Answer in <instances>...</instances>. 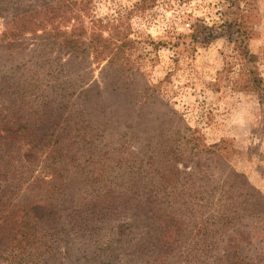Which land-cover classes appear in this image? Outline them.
Segmentation results:
<instances>
[{
	"label": "rangeland",
	"instance_id": "1",
	"mask_svg": "<svg viewBox=\"0 0 264 264\" xmlns=\"http://www.w3.org/2000/svg\"><path fill=\"white\" fill-rule=\"evenodd\" d=\"M139 2L92 0L91 3L93 14L105 21L118 14L127 16L130 36L138 41L132 58L139 64L140 73L123 76L115 87L105 89L109 77L100 74L105 62L98 65L92 57L71 60L67 55L58 60L57 54H52L53 59L57 58L53 65L64 66L62 78L75 81L72 77L77 76L71 71L81 72L71 89L75 95L67 98L73 111L85 110L83 91L94 86L93 89L102 91L101 107L95 115L100 119L111 118L101 125L97 136L101 150L89 155L90 159L101 160L100 164L94 169L88 159L81 158L82 169L68 175L71 180L67 198L75 196V201H83L86 196L90 198L93 188L103 192L126 190L133 184L143 186L148 176L166 169V154L179 144L176 132L184 134L189 126L207 144L220 145L227 167L214 160H203L196 168V185L212 191L211 205L201 207L208 202L203 197L183 198L177 212L186 231L182 235L169 234L172 237L167 241L172 242L175 237L178 245L169 244L162 264H216L205 254L225 252L223 246L237 244L242 235L238 250L245 260L264 257V103L247 81L242 60L226 31L228 27H219L225 18L235 16L236 6L230 0H152L141 8L135 6ZM239 2L248 10L249 26L255 29L249 46L257 55L256 70L264 79V0ZM7 13H0V32L5 28ZM3 104L10 106L0 99V106ZM23 143L1 141L0 145L2 153L7 152L5 163L21 170L25 188L36 176L50 173L38 160L25 161L22 155L31 146ZM75 148L83 154L78 144ZM177 166L185 169L182 163ZM194 168L195 164L190 162L186 170ZM100 171L102 178L87 179ZM132 178L141 181L133 182ZM151 206L154 218L151 221L143 213H136L138 206L134 203L127 204L129 211L118 207L122 210L118 221L135 225L122 241L101 222H97L95 233L91 230L93 223L79 229L73 223L70 209H62L53 237L55 249L46 254H27L21 262L16 259V264H142L137 258L140 248L153 243L152 249H157L161 234L177 228L175 220L170 221L160 210V202L153 201ZM205 244L220 247L205 253L202 250ZM111 245L113 251L109 247L107 253L99 254V247Z\"/></svg>",
	"mask_w": 264,
	"mask_h": 264
},
{
	"label": "trees",
	"instance_id": "2",
	"mask_svg": "<svg viewBox=\"0 0 264 264\" xmlns=\"http://www.w3.org/2000/svg\"><path fill=\"white\" fill-rule=\"evenodd\" d=\"M149 1L152 0H140L135 6L145 8ZM91 2L0 0V5H3L0 6V13L8 12L5 28L0 32V99L10 105L0 106V144L1 141L6 144L25 142L24 145L31 146L22 155L25 161L38 160L50 173L36 176L23 188L21 170L9 162L5 163L7 152L2 153L0 145V264H16V259L21 262L27 254L53 251V237L62 209H70L73 223L79 229H86L93 223L91 230L95 233L97 222H101L117 234L118 241H122L135 225L130 221H118L122 211L118 207L129 211L127 204L134 203L138 206L136 213H143L151 221L154 219L151 214L153 201L162 204L160 210L170 221L175 220L177 228L161 234L157 249H152L153 243L142 246L137 258L142 264H162L165 249L169 244H177L175 237L172 242L167 241L172 237L169 234L182 235L186 231L185 222L177 212L179 203L189 195L207 199L208 202L201 205L203 208H207L212 201V191L196 185V168L202 165L203 160H214L227 167L226 156L219 150L220 145L207 144L186 126L184 134L176 132L179 144L166 154V169L148 176L143 186L133 184L126 190L107 189L103 192L93 188L90 198L86 196L83 201H75V196L67 198L70 195L67 185L71 180L68 175L80 169L81 158L88 159L94 169L100 164L101 160L90 159L89 155L101 150L97 136L102 130L101 125L111 118L100 119L97 118L99 115H95L96 109L101 107L102 91L93 89L94 86L83 91L85 110L73 111L67 98L75 95L71 89L80 79L81 72L71 71L77 76L72 77L75 81L62 78L64 66H54V60L67 55L71 60L92 57L98 65L105 62L100 68L101 76L109 77L105 89L116 85L123 76L140 73L139 64L132 58L138 41L130 36V25L125 21L127 16L118 14L105 21L93 14ZM230 2L236 6V14L232 19L225 18L219 27H228L226 31L242 60L247 81L264 103V79L256 70L257 55L249 46L255 29L249 26V12L240 6L239 0ZM53 53L57 54L56 59H53ZM110 72L111 76H108ZM76 144L83 148V154L75 148ZM190 162L195 164V168L186 170ZM178 163H182L185 169H180ZM202 173L208 176V173ZM102 177L100 171L87 179L97 181ZM132 181L141 180L132 178ZM155 183L157 188L153 189ZM121 200L125 201L123 206ZM243 238L244 235L237 238V244L223 246L226 249L223 253L205 256L212 257L216 264H260V261L264 264L263 256L255 258L259 261L245 260L238 250ZM109 247L114 250L112 245L99 247V254L107 253ZM219 247L205 244L202 250L209 253Z\"/></svg>",
	"mask_w": 264,
	"mask_h": 264
}]
</instances>
